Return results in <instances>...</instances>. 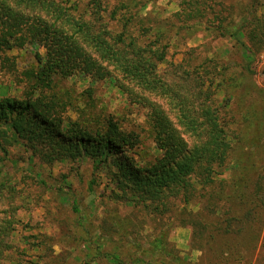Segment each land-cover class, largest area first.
Listing matches in <instances>:
<instances>
[{
	"label": "trees",
	"instance_id": "1",
	"mask_svg": "<svg viewBox=\"0 0 264 264\" xmlns=\"http://www.w3.org/2000/svg\"><path fill=\"white\" fill-rule=\"evenodd\" d=\"M153 1L119 0L108 8L102 0H0V53L28 44L44 49L35 53L37 64L18 76L27 85L24 100L0 97V173L14 146L47 164L89 158L109 179V200L140 206L155 220L149 252L163 258L138 261L187 263L170 240V231L189 213L179 211L175 224L171 199L180 196L185 203L199 199V216L211 218L195 233L207 238L210 264L250 263L264 224V164L237 147L242 140L231 131L228 68L201 70L200 64L169 61L168 55L199 29L248 51L244 38L264 44L263 2L218 9L217 0H181L168 18L143 13ZM74 76L90 86L63 87ZM101 82L112 83L130 106L144 110L145 136L103 106ZM227 172L229 178H221ZM118 212L117 205L109 209L100 238L129 236L131 215L127 221ZM166 217H172L167 227H158ZM257 260L264 264V251Z\"/></svg>",
	"mask_w": 264,
	"mask_h": 264
},
{
	"label": "rangeland",
	"instance_id": "2",
	"mask_svg": "<svg viewBox=\"0 0 264 264\" xmlns=\"http://www.w3.org/2000/svg\"><path fill=\"white\" fill-rule=\"evenodd\" d=\"M71 1L87 4L90 0ZM102 1L111 8L119 0ZM217 1L215 7L218 9L232 5L238 7L248 2ZM262 2L261 13H264V0ZM180 3L181 0H156L149 3L143 13L153 11L170 18L179 11ZM242 40L251 50L240 48L235 40L226 36L216 37L211 31L199 29L186 46H172L168 59L181 61L185 58L187 63L200 64L201 70L215 64L222 71L223 66L228 68L225 76L229 77L227 85L233 93L229 108L231 131L242 140L237 147L244 146V149L253 152L257 162L263 165L264 68L257 63V54L263 50L264 44L254 46L246 38ZM188 48V53L184 55ZM36 51L44 54L43 48L30 44L0 53V97L24 100L23 92L27 85L20 82L18 76L24 69L37 64ZM5 56L9 59L5 60ZM244 57L250 62L249 68L245 66ZM211 58L214 62H209ZM162 67L164 69L166 65ZM65 86L81 91L90 83L88 79L74 76L64 82ZM97 86L103 106L119 118L121 116L128 129L141 130L140 133L145 136L144 110L130 106L125 95L112 83L101 82ZM219 97H223V92L219 93ZM69 114L74 116L71 111ZM4 164V171L0 173V264H143L144 261L137 258L147 260L152 256L156 263L163 258L149 252V243L155 234V220L140 206L121 201L114 204L109 200V179L104 171L100 173L93 169L91 159L47 164L31 156V152L24 147L14 146L10 147L9 158ZM221 178H229V172ZM197 200L185 203L180 196L172 197L176 209L172 211V217L176 214V225L180 222L179 211L187 210L189 213L182 219L185 223L170 231V240L187 260L186 264H210L213 260H208L206 255L207 238L199 240L195 233L200 230L201 222L206 224L211 218L208 220L209 217L199 216ZM113 205H117L118 215L125 220L130 221L131 215L130 234L128 237L118 235L114 239L100 238L99 226ZM171 218L166 217L162 220L164 225L158 224V227H167ZM200 241L205 244L203 247ZM140 244L144 250L141 253L138 250ZM263 246L264 224L255 256L250 263L248 260L241 264H259L257 259L264 251ZM106 250L107 253L104 252ZM114 252H121L126 259L118 260Z\"/></svg>",
	"mask_w": 264,
	"mask_h": 264
},
{
	"label": "built area",
	"instance_id": "3",
	"mask_svg": "<svg viewBox=\"0 0 264 264\" xmlns=\"http://www.w3.org/2000/svg\"><path fill=\"white\" fill-rule=\"evenodd\" d=\"M257 63L264 68V47L263 50L257 54Z\"/></svg>",
	"mask_w": 264,
	"mask_h": 264
}]
</instances>
